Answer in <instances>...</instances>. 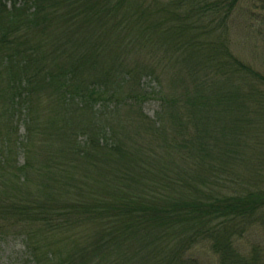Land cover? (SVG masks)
<instances>
[{"label":"trees","instance_id":"trees-1","mask_svg":"<svg viewBox=\"0 0 264 264\" xmlns=\"http://www.w3.org/2000/svg\"><path fill=\"white\" fill-rule=\"evenodd\" d=\"M248 1L253 62L231 47L244 0H0V241L26 264H264Z\"/></svg>","mask_w":264,"mask_h":264},{"label":"rangeland","instance_id":"rangeland-1","mask_svg":"<svg viewBox=\"0 0 264 264\" xmlns=\"http://www.w3.org/2000/svg\"><path fill=\"white\" fill-rule=\"evenodd\" d=\"M250 5H252L251 1L244 0L241 9H245L240 11L243 13H237L238 15L235 16L234 22L230 24L232 50L237 56L247 62L256 61L255 55L251 56V50L256 44H261L260 30L263 27L259 19L255 20V16L251 17L250 12L252 11L249 8L247 9ZM146 83L149 84V87L153 86L148 80ZM158 109L159 103L153 99L143 105L144 113L150 117H154ZM247 236L246 244L250 246L253 244L258 245L264 252L263 227L252 228ZM199 258L204 264H216V259L213 256L201 253ZM28 261L29 254L21 239L10 238L9 240L0 241V264H26Z\"/></svg>","mask_w":264,"mask_h":264}]
</instances>
